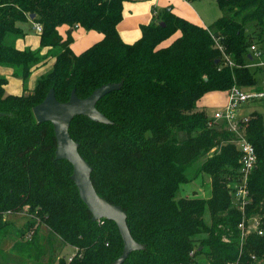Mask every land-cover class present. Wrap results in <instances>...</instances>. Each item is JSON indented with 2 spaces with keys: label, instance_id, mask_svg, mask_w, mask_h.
<instances>
[{
  "label": "trees",
  "instance_id": "trees-1",
  "mask_svg": "<svg viewBox=\"0 0 264 264\" xmlns=\"http://www.w3.org/2000/svg\"><path fill=\"white\" fill-rule=\"evenodd\" d=\"M124 1L0 0V243L15 230L12 249L35 250L46 264H111L119 256L116 224L91 219L71 164L55 158L51 123H37L31 110L51 87L65 101L71 89L84 97L118 82L96 103L110 122L75 116L69 134L92 167L96 192L121 206L142 245L120 264H264V234L241 239L237 227L241 212L229 185L240 158L235 133L196 105L206 92L256 85L249 47L264 34V0H215L222 14L208 26L164 9L139 25L132 42L117 30ZM28 21L41 25L38 46L19 47ZM60 26H67L63 35ZM76 26L102 37L74 53ZM9 77L19 79V93L6 91ZM240 131L256 153L245 214L258 216L264 230V109L247 113ZM201 175L209 178L205 196L196 188L184 193L183 185ZM19 212L30 218L14 228L7 214ZM53 237L60 248H75L70 258L55 253Z\"/></svg>",
  "mask_w": 264,
  "mask_h": 264
},
{
  "label": "water",
  "instance_id": "water-1",
  "mask_svg": "<svg viewBox=\"0 0 264 264\" xmlns=\"http://www.w3.org/2000/svg\"><path fill=\"white\" fill-rule=\"evenodd\" d=\"M28 17L32 19L34 14L31 13ZM119 86L118 82L103 83L84 97L77 96L75 90L71 89L65 101L57 100L51 87L43 99L31 109L37 123L44 121L51 123L56 141L55 158L65 159L71 164L70 178L77 187L80 199L91 213V219L104 218L116 224L123 247L111 264L122 263L131 251L140 249L142 245L132 237L126 223V213L121 206L107 201L96 192L90 177L92 167L79 153L78 143L69 134V125L72 118L79 115L93 121L109 123L108 118L97 109L96 103L102 96L118 89Z\"/></svg>",
  "mask_w": 264,
  "mask_h": 264
},
{
  "label": "rangeland",
  "instance_id": "rangeland-1",
  "mask_svg": "<svg viewBox=\"0 0 264 264\" xmlns=\"http://www.w3.org/2000/svg\"><path fill=\"white\" fill-rule=\"evenodd\" d=\"M136 2H142L146 0H135ZM191 6L195 9V17L194 14V21H197L201 24L208 26L209 24L212 23L218 16L222 14V11L219 9L217 3L215 0H191L189 1ZM157 5V4H156ZM151 8V7H150ZM156 9L160 12L164 9L163 6H156ZM161 13V12H160ZM154 14L157 15V18L161 17V14ZM22 27L26 30L27 34L25 36V42L24 40H19L17 41V45L19 47H22L24 45H28L31 47L38 46V37L34 36L35 29L32 27V24L30 21L26 22L25 24H22ZM76 30V29H75ZM78 30V29H77ZM76 30V31H77ZM61 33L64 34V31L60 29ZM62 34V35H63ZM102 37V33L97 30L90 29L88 30L87 33L84 32V29H80L76 32V35H74L73 42L70 44L71 50L74 52H80L82 49L88 47L91 45L93 42L99 40ZM173 36L170 38L164 40L162 42L163 45H167ZM260 47V50L262 51L261 56L259 57H254L253 60L249 61L248 64V69L249 71L253 74L256 80V85H261L262 88L264 89V34L261 36V38H258L256 35L254 38ZM52 54V53H51ZM48 54V55H51ZM53 58H49L46 60L45 64L41 66L38 70H36L33 74L36 76L38 73H40L42 70L47 69ZM261 62L259 66L256 65H251V62ZM3 73H6L5 71H2ZM32 76H30L28 80V84L31 85L33 82ZM248 86L246 88L252 89V88H257V86ZM6 91L10 93L17 94L21 91V83L18 78L15 77H9L8 83L6 85ZM201 99L197 101L196 105L198 108H203L207 115L211 116L213 111L217 108H220L217 104L214 103H209L207 104H202L200 103ZM249 104V111L251 110H258V111H263V99L261 100H254L253 99L248 101ZM202 180V181H201ZM209 178L207 176H197L193 178L190 183L184 184L183 185V192L186 193L187 195L191 194V191L193 188L197 189V193L200 195L205 196V190L207 191L209 189ZM8 220L12 222V225L14 228H20L24 225L25 221L27 218H30L29 215H27L24 212H19L15 215L7 214ZM36 226V225H34ZM40 231L44 237H46V234L48 232L47 228L40 224L39 226ZM15 230H11L10 232L5 235L3 242L0 243V264H46L45 259L41 258L37 255L38 253L33 250V251H24V250H14L12 249V241L15 236ZM52 242L57 245V248L55 250V253L58 256L64 255L66 258H69L73 252L75 251L74 247H65V248H60L58 245V242L55 240V238H52ZM202 260L198 261L197 264H201Z\"/></svg>",
  "mask_w": 264,
  "mask_h": 264
},
{
  "label": "built area",
  "instance_id": "built-area-1",
  "mask_svg": "<svg viewBox=\"0 0 264 264\" xmlns=\"http://www.w3.org/2000/svg\"><path fill=\"white\" fill-rule=\"evenodd\" d=\"M33 27L36 31L41 30L39 23H34ZM218 45V44H217ZM218 48H222L218 45ZM250 52L252 59L259 57L262 54L260 48L256 44H251ZM225 62L228 65H232L231 59L223 53ZM261 62H251V65H259ZM227 92V100L223 107L215 110L211 115L213 121H223L226 127L235 133L234 145L240 152V158L238 161L237 176L232 180L230 185L231 199L233 204L240 210L241 219L239 220L237 227L240 231V238L243 239L247 233L256 231L257 234H264V230L260 227V219L256 215L246 216L245 207L250 202V193L248 188V178L252 169L256 163V153L253 145L242 135L240 131V122L246 120V114L240 113L241 106L251 99L262 97L263 91H255L239 85H232ZM227 240L226 237H223ZM192 254V251H190ZM70 258V257H69Z\"/></svg>",
  "mask_w": 264,
  "mask_h": 264
},
{
  "label": "crops",
  "instance_id": "crops-1",
  "mask_svg": "<svg viewBox=\"0 0 264 264\" xmlns=\"http://www.w3.org/2000/svg\"><path fill=\"white\" fill-rule=\"evenodd\" d=\"M158 5L163 6L164 9H170L176 15L182 16V17H184V18H186V19H188L194 23L203 25V24H201V21H200V23L197 21H194L193 18L196 15L195 9L191 6V4L188 0H146V1H142V2H136L135 0H125L123 3L122 19L117 25V30H118V33H119L121 39L125 42H132L135 39H137L140 35L139 25L141 23L149 22L151 20V18L154 16V14H158L161 12V11L159 12L156 9V6H158ZM192 13L194 14V16ZM195 17H197V16H195ZM30 23L32 24V27H33L34 22L30 21ZM66 27L67 26H60L58 28L59 32L61 33L60 29L65 31ZM75 29L80 30V29H84V28H82L80 26H76L75 28H73V31H72L73 39H74V35H76V32L78 31V30L76 31ZM84 32L87 33L88 30L84 29ZM61 34H63V33H61ZM34 36H36V35L34 34ZM24 43L26 44L25 40H24ZM256 46L258 48H260L258 43L256 44ZM74 53H76V52H74ZM256 86H257V88L254 87L252 89L255 91H263L264 92V89L262 88L261 85H256ZM200 99H201V101H200L201 105L202 104L208 105L209 103H214V104H217L218 106H220V108H221L226 103L227 92H226V90L225 91L206 92ZM249 104L250 103H248V102L244 103L240 108V113H242V114L249 113L250 112L249 111V107H250ZM217 109H219V108H217ZM217 109H215V110H217Z\"/></svg>",
  "mask_w": 264,
  "mask_h": 264
}]
</instances>
